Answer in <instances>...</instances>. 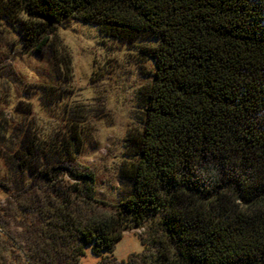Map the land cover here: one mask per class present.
I'll list each match as a JSON object with an SVG mask.
<instances>
[{
	"label": "trees",
	"instance_id": "16d2710c",
	"mask_svg": "<svg viewBox=\"0 0 264 264\" xmlns=\"http://www.w3.org/2000/svg\"><path fill=\"white\" fill-rule=\"evenodd\" d=\"M68 21L145 43L143 118L110 201L67 167L82 126L46 135L0 115V264H78L87 245L99 264H264V0H0V37L47 54L58 75L70 67L58 33ZM134 228L142 251L117 261Z\"/></svg>",
	"mask_w": 264,
	"mask_h": 264
},
{
	"label": "rangeland",
	"instance_id": "374dc122",
	"mask_svg": "<svg viewBox=\"0 0 264 264\" xmlns=\"http://www.w3.org/2000/svg\"><path fill=\"white\" fill-rule=\"evenodd\" d=\"M58 33L70 61L60 75L47 54L14 47L7 32L0 37V115L25 124L33 121L46 135L60 132L67 122L82 126L83 145L67 167L92 174L99 197L116 201L124 138L140 127L143 118L138 90L150 71L138 50L145 43L102 36L95 25L81 21L62 24ZM18 102L20 111L15 110ZM57 179L72 182L63 173ZM3 184L10 180L0 166V204L5 199ZM143 236L142 228L125 231L112 255L121 261L141 252ZM99 260L87 245L78 264H99Z\"/></svg>",
	"mask_w": 264,
	"mask_h": 264
}]
</instances>
